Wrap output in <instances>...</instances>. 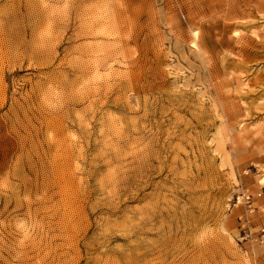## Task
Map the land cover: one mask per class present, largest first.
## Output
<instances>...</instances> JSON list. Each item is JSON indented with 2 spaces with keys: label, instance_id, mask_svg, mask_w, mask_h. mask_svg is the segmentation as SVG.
<instances>
[{
  "label": "rangeland",
  "instance_id": "374dc122",
  "mask_svg": "<svg viewBox=\"0 0 264 264\" xmlns=\"http://www.w3.org/2000/svg\"><path fill=\"white\" fill-rule=\"evenodd\" d=\"M0 264H264V0H0Z\"/></svg>",
  "mask_w": 264,
  "mask_h": 264
},
{
  "label": "bare ground",
  "instance_id": "6f19581e",
  "mask_svg": "<svg viewBox=\"0 0 264 264\" xmlns=\"http://www.w3.org/2000/svg\"><path fill=\"white\" fill-rule=\"evenodd\" d=\"M96 71H97V69H95ZM246 126H244V128H245Z\"/></svg>",
  "mask_w": 264,
  "mask_h": 264
}]
</instances>
